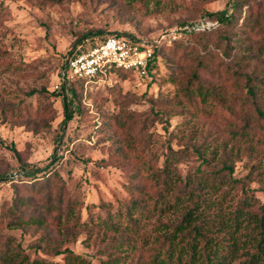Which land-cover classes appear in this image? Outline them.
<instances>
[{"label":"rangeland","instance_id":"rangeland-1","mask_svg":"<svg viewBox=\"0 0 264 264\" xmlns=\"http://www.w3.org/2000/svg\"><path fill=\"white\" fill-rule=\"evenodd\" d=\"M243 1L239 24L250 6L263 0ZM231 4L232 0H0V231L13 235L31 253L33 246L39 245V253L49 260L63 262L64 255L54 252L67 247L89 264H128L129 253H140L151 264L157 248L155 229L175 214L168 210L172 201L168 190L158 193L160 187L155 192L152 184L147 185V194L141 196L149 214L142 217L141 235L131 233L129 245L118 247L121 238L109 235L103 224L109 217L127 224L126 208L140 188L131 165L141 147L137 143L132 148L136 140L129 135L149 141L147 147L140 144L145 146V159L153 160L152 155L157 154L155 163L160 168L168 143L177 150L189 137H199L201 125L191 134L197 119L183 110L188 99L176 79V73L179 78L189 62H181L184 68L178 69L181 55L175 56L172 47L178 40L183 47L193 42L190 34L180 31L182 22L210 20L209 13L231 10ZM113 32L148 41L171 35L153 75L141 78L133 72L112 71L83 86L75 84V95L65 93L68 99L74 98L73 119L63 125V97L60 88L55 89L60 66L78 42H96ZM209 48L223 56L213 45ZM214 81L218 85L220 77ZM20 103L30 106L33 114L21 112ZM222 113V108L211 110L210 120L224 118ZM221 127L227 131L223 123ZM187 154L173 165V181L198 166L196 155L192 151ZM250 162L246 154L236 161L234 176H244ZM23 163L47 166L46 177L59 173L66 195L75 202L77 217L72 225L60 229L51 224L50 236L42 234L45 225L23 222L13 228L6 226L5 213L15 189L24 191L25 196L34 195V180L22 171L9 180ZM154 172L147 174L153 177ZM37 183H43V178ZM257 196L264 200L261 192ZM28 205L37 209L36 214L46 212L38 197ZM80 206L81 213L77 210ZM48 217L52 221L55 212Z\"/></svg>","mask_w":264,"mask_h":264},{"label":"trees","instance_id":"trees-1","mask_svg":"<svg viewBox=\"0 0 264 264\" xmlns=\"http://www.w3.org/2000/svg\"><path fill=\"white\" fill-rule=\"evenodd\" d=\"M244 3L243 0H232L231 10L209 13L208 19L217 23L211 28L213 30H185V26L195 23L182 22L181 30L190 34L192 45L183 47L181 40L173 44L174 55H181L177 68H184L181 62H189L179 78L176 73V79L181 81L180 86L188 99L183 110L197 119L191 134L201 125L199 137H189L177 150L168 143L169 151L165 154L164 166L160 168L155 163L157 154L152 155L153 160L145 159L144 149L149 141L129 135L136 140L131 144L132 148H136L137 143L145 144L143 147L139 144L138 159L130 161L132 176L138 178L140 188L126 208L127 224L116 222L111 217L106 218L103 224L109 235L121 238L118 247L129 245L131 233L141 235L142 217L149 214L141 196L147 194L144 192L147 185L152 184L155 192L160 187L158 193L168 190L172 195L168 210L175 214L155 229L158 231L154 237L157 248L150 258L151 264H264V200L257 196V192L264 196V0L250 6L248 15L239 24ZM109 35L141 39L132 34L113 32L96 42L81 40L69 55L79 48L96 45ZM233 40L237 43L233 44ZM210 45L219 49L223 56L210 49ZM165 49L163 45L155 50L148 76L157 69ZM62 70H67V59L57 73L58 92L63 97L64 125L74 115V98L68 99L65 93L75 95V84L83 86L85 79L61 78ZM113 72L130 71L114 69ZM218 77L220 83L215 85L214 80ZM18 106L21 112L33 114L30 106H22V103ZM219 108L224 110V118L210 120L211 110L215 112ZM221 122L227 131H222ZM190 151L199 160L198 166L184 178L173 181L170 178L174 174L173 165L188 157ZM245 154L251 157L248 171L244 176L236 177L233 174L235 163ZM46 167L23 163L20 170L14 172L18 177L22 171L34 180V195L25 196L24 191L15 189L12 203L5 213L8 228L23 222L29 226L45 225L46 230L42 234L50 236L51 224L61 229L75 221V202L66 195L58 172L46 177L49 171L45 170L48 169ZM149 170H155L153 177L147 174ZM40 177L43 183H37ZM12 179L11 174L9 180ZM253 183L258 186H252ZM37 197L46 207L42 214H36L37 209L28 205L32 198ZM81 209L82 206L78 207V212L81 213ZM54 212L55 217L49 221L48 214ZM2 218L0 214V223ZM32 250L33 253L13 235L0 231V264H89L86 258L67 247L54 252L64 255L63 262L41 255L37 244ZM134 254H128L131 258L128 264H148L142 254Z\"/></svg>","mask_w":264,"mask_h":264},{"label":"built area","instance_id":"built-area-1","mask_svg":"<svg viewBox=\"0 0 264 264\" xmlns=\"http://www.w3.org/2000/svg\"><path fill=\"white\" fill-rule=\"evenodd\" d=\"M216 22L205 20L195 23L193 26H185V30H206L214 28ZM182 31V30H180ZM171 34L162 35L153 41L132 39L130 37L109 35L96 45L87 49L79 48L67 58V70H62L60 77L70 79H85V83L107 76L114 69H121L136 73L140 77L147 76L149 66L154 58L155 50L160 49L167 37ZM181 35V34H179ZM173 39L177 38L172 34ZM60 84H55L59 89ZM17 173L13 174L16 177Z\"/></svg>","mask_w":264,"mask_h":264}]
</instances>
